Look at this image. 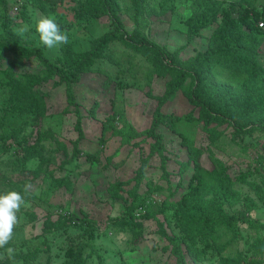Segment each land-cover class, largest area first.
I'll use <instances>...</instances> for the list:
<instances>
[{"label": "trees", "instance_id": "trees-1", "mask_svg": "<svg viewBox=\"0 0 264 264\" xmlns=\"http://www.w3.org/2000/svg\"><path fill=\"white\" fill-rule=\"evenodd\" d=\"M38 1L53 12L63 0ZM152 1L129 0V8L134 10L131 20L135 26L128 34L121 20L123 9L118 1L84 0L86 6L83 7L80 18L87 24L106 18L110 30L101 38L91 41L86 51L78 52L72 44L65 43L53 58H49L42 48L23 46L11 28V19L6 16L3 18L0 30V97H3L0 154L12 152V156H15L21 152L16 158L17 162H14L15 168L19 170L18 175L45 174L55 184L59 182L54 177L55 172L47 168L54 163L55 158L47 155L49 150L44 144L45 140L56 142L57 148L50 154L62 150L68 159L67 164L77 162L81 157H84L83 162H89L93 166L97 164L100 151H94V154L81 148L85 134L81 127L82 116L77 101L81 91L78 92L79 85L93 75H103L105 79L99 84L100 89H110L113 84L121 87L116 82L119 76L117 73L123 74V64L128 63L130 66L134 57L141 56L150 70L148 83L154 77L164 80V92L157 98L158 103L147 128L136 130L117 112L111 116L110 125L107 126L108 122L103 125L99 140L101 146L111 137L118 138L121 146L128 145L133 149H142L143 144L148 146V152L142 153L132 179L108 183L106 191L111 204L114 206L121 200L126 206V216H134L139 208L148 207L146 199L158 189L151 180H145L155 157L160 162L161 177L169 180L171 173L168 172L167 165L172 149L169 150L168 145L175 144V141L160 132L163 127L179 139L177 144L185 152L187 159L185 163H181H184L182 170L190 168L192 171L189 190L182 194L179 203H171L166 198L161 209H158L163 213L162 221L155 219V214L147 210H144L145 216L141 215L155 220L162 233H165V221L168 228L178 231L177 235L165 236V250L175 259V264H203L216 254L232 250L240 238L241 228L255 231L256 236L251 244L254 252L252 258L242 256L236 264H264V238L260 236L264 224L251 216L255 210L253 200L247 197L245 212L238 216L230 215L225 210L226 205L233 206L239 199L238 191L234 189L235 183L245 182L246 174L259 171L264 157L258 155L259 167L249 169L232 180L224 165L213 157L210 148L217 136L227 137V134L234 145H239L246 138H253L257 142L261 137L264 139V27H259L261 22L264 26V6L259 11L255 2L183 0L191 12L183 22L187 42L171 51L166 46L160 48L149 40L148 33L140 30L138 24L143 17H162L173 13L177 0ZM6 6L7 1L0 0L3 12ZM211 26H214V30L209 36L207 47L182 59V51L194 38L201 36L203 30ZM117 42L131 51V54L125 50H115ZM48 84L64 88L67 101L65 111L74 112L76 117L77 137L70 142L72 148L69 154L65 144L54 132L37 130L38 124L47 117V94L43 87ZM178 92L187 100L191 110L180 117L163 113L162 107ZM112 103L114 104V100H111ZM13 111L14 117L10 116ZM90 114L93 115V109ZM32 118L38 122L31 120ZM34 130L39 136L28 145V141L34 137ZM109 130L111 133L107 137ZM227 130L229 132L226 134ZM199 131L206 136L208 144L205 149L195 145V135ZM240 148L247 152L256 147L255 144H244ZM205 152L211 156V170L201 165L200 160ZM110 161L111 159L106 164L107 168ZM23 181L13 183L9 180L7 185L0 182V194L4 193L2 188L5 193L18 192L23 203L34 200L35 196L25 191ZM60 181L64 183L65 179L60 178ZM128 185H132L131 189H126ZM143 186L146 190L139 193ZM169 209L175 212L169 213ZM25 213L30 219L34 218V214ZM123 218L125 216L118 217ZM14 235L13 233L7 244L0 247V252L15 246ZM25 244L19 245L20 254H11L3 261L4 264H9L12 259L21 261V264L34 262L41 250L38 247L29 249ZM76 247L77 251L69 250L66 253L68 258L62 264H86L83 248L80 244Z\"/></svg>", "mask_w": 264, "mask_h": 264}, {"label": "rangeland", "instance_id": "rangeland-1", "mask_svg": "<svg viewBox=\"0 0 264 264\" xmlns=\"http://www.w3.org/2000/svg\"><path fill=\"white\" fill-rule=\"evenodd\" d=\"M6 1L7 6L4 12L0 8V30L3 27L1 24L3 18L9 17L12 22L11 28L15 31L20 43L23 46L44 49L49 58L55 57L63 44L49 48L41 42L37 31V23L41 19L54 18L60 31L67 35V44H72L78 52L86 51L91 41L101 38L110 30L106 18L90 24L80 18L81 11L86 6L84 0H63L53 12L38 0ZM116 1L123 9L121 20L129 34L135 26L131 20L134 10L129 8V0ZM230 1L237 0H226L227 3ZM238 1L255 2L259 11H262L264 6V0ZM175 4L173 13L162 17H143L138 24L140 30L145 34L148 33L149 40L158 47L166 46L171 51L186 44L183 22L191 13L183 0H177ZM213 30L214 26L203 30L201 36L194 38L182 51L180 57L187 59L195 55L196 51L204 50ZM114 49L119 52L125 50L126 53L131 54V51L118 42L115 43ZM143 62L142 57L138 56L133 58L130 66L128 63L123 64L122 70L125 72L117 73L119 76L116 80L121 87H115L113 84L110 89H100L99 84L105 79L103 75H93L94 79L90 77L79 85L78 92L81 91L77 101H79L82 116L81 127L85 134L81 148L94 154L100 151L98 163L94 166L89 162H83L84 157L77 162L67 164L68 159L65 158L66 154L62 150L50 154L57 148L56 142L51 139L45 140L44 144L49 150L47 155L55 158L54 163L47 167L48 170L55 172L54 177L59 181L55 184L45 174L18 175L19 170L15 168L14 162H17L16 158L21 152L16 153L15 156H12V152L0 154V182L3 181V185H7L9 180L18 183L26 179L23 181L25 191L35 196L34 200L22 203L16 212L17 222L13 226L15 246L0 252V264H4L3 261L11 254H20L19 245L24 243L29 249L38 247L41 250L38 258L30 264H62L68 258L66 253L69 250L77 251L78 244L83 248L82 254L87 260L86 264L101 262L102 264H175V259L170 256L169 251L165 250L167 245L165 236L177 235L178 231L168 228V223L165 221L163 223L165 233H162L155 220L149 215L148 218H144L141 214L147 210L155 214V219L162 221L163 213H160L158 209H161L166 198L171 203H179L182 194L189 190L192 171L190 168L182 170V164L187 157L184 150L177 144L179 139L163 127L160 128L162 134L175 141V144L168 145L169 150L172 149V153L168 155L167 165L171 176L169 180L161 177L159 159L157 157L152 159L145 180H151L158 189L146 199L147 208H139L137 211L139 213L135 211L134 216H126L125 204L118 200L120 202L113 206L106 191L108 183L126 182L132 179L142 153L148 152L146 144L142 145V149H133L128 145L121 146L116 137H111L103 146L99 143L104 123L108 122L107 126L110 125L111 116L115 112L126 118L138 131L150 125L158 103L157 98L164 92V80L154 77L148 83L147 76L150 70ZM43 91L47 94L45 98L47 117L38 124L37 130L54 132L55 136L65 144L66 152L69 154L72 148L70 142L77 137L75 114L72 111H65L67 101L62 86L54 87L48 84L43 87ZM2 100L3 97H0V117L2 116ZM111 100H114V104H111ZM70 109L73 110V108ZM190 110L191 106L180 92L162 107L163 113L176 117L185 115ZM14 113V111L11 112L10 116ZM31 120L38 122L35 118ZM228 132L227 130L226 134ZM110 133L109 130L107 137ZM32 136L34 137L28 141V145L32 144L39 134L34 130ZM216 138L217 140L210 145L213 157L224 165L232 180L249 169L259 167L258 155L264 157L262 137L258 142L253 138H246L239 145L232 144L228 134L227 137L222 135ZM207 144L205 134L199 131L195 135V145L205 149ZM244 144L247 146L255 144L256 148L243 152L240 147ZM110 159L107 168L106 164ZM200 162L207 170L213 167L208 152L202 155ZM260 168L259 171L250 175L246 174L245 182L235 183L234 189L238 191L239 199L233 206L226 205L225 210L230 215L238 216L245 212V200L250 198L255 206V210L251 213L252 218L264 224V163ZM60 178L65 179L64 183H61ZM131 186L128 185L126 189H131ZM1 190L5 194V189L1 188ZM144 190L146 189L143 186L139 193H143ZM25 212L34 214V218L30 219ZM173 212H175L173 209H169V213ZM119 216H125V218L118 219ZM255 236V231L241 228L240 238L235 248L216 254L213 259L203 264H236L242 256L252 258L254 251L251 244ZM260 236L264 238V229L260 231ZM83 244L86 245L83 246ZM9 264H21V261L12 259Z\"/></svg>", "mask_w": 264, "mask_h": 264}, {"label": "clouds", "instance_id": "clouds-1", "mask_svg": "<svg viewBox=\"0 0 264 264\" xmlns=\"http://www.w3.org/2000/svg\"><path fill=\"white\" fill-rule=\"evenodd\" d=\"M37 31L41 42L49 48L68 41L67 35L60 31L54 18L51 17L41 19L37 23ZM22 203V197L16 191L0 194V247L7 244L12 237L13 226L17 222L16 212Z\"/></svg>", "mask_w": 264, "mask_h": 264}, {"label": "built area", "instance_id": "built-area-1", "mask_svg": "<svg viewBox=\"0 0 264 264\" xmlns=\"http://www.w3.org/2000/svg\"><path fill=\"white\" fill-rule=\"evenodd\" d=\"M259 27H260V28H263V27H264L262 22L259 23Z\"/></svg>", "mask_w": 264, "mask_h": 264}]
</instances>
